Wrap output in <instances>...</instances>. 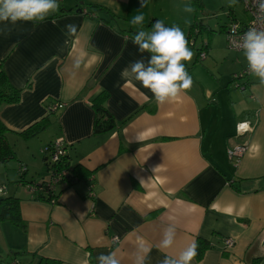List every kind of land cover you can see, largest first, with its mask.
Segmentation results:
<instances>
[{"label": "crops", "instance_id": "obj_1", "mask_svg": "<svg viewBox=\"0 0 264 264\" xmlns=\"http://www.w3.org/2000/svg\"><path fill=\"white\" fill-rule=\"evenodd\" d=\"M58 3L43 23L0 24V71L20 90L18 102L0 106L19 160L0 164V188L19 200L25 226L0 221V264H80L86 253L96 264V256L113 250L121 264H134L137 236L152 247L148 264H158L157 245L170 223L177 234L169 253L198 238L209 243L192 264H264V87L252 75L234 80L247 64L225 39L230 23L246 20L228 7L229 21L219 30L224 41L211 38L191 48L194 56L185 62L191 89L159 105L139 82L121 78L131 62L149 57L132 43L130 21L143 13L146 29L158 19L178 25L187 38L199 14L183 11L188 0H147L144 8L140 0ZM67 24L77 26L74 36L65 34ZM78 56L83 62L76 69ZM217 56L232 73L213 75L210 66L222 67ZM102 95L115 125L94 133L92 104ZM45 120L35 136L22 137ZM241 123L251 132L242 134ZM57 138L66 141L69 165L81 178L51 204L27 186L48 178L42 150ZM236 145L246 150L233 162L227 150ZM225 239L233 240L231 248Z\"/></svg>", "mask_w": 264, "mask_h": 264}, {"label": "clouds", "instance_id": "obj_2", "mask_svg": "<svg viewBox=\"0 0 264 264\" xmlns=\"http://www.w3.org/2000/svg\"><path fill=\"white\" fill-rule=\"evenodd\" d=\"M257 7V20L264 25V0H253ZM141 7L147 6V0H140ZM60 8L58 0H0V24L15 25L18 22L40 24ZM183 11H196L191 2L184 4ZM143 13L132 17L130 23L136 28L132 43L142 55L149 54L147 61L137 59L121 71V78L127 81L135 80L143 88L152 93L159 105L179 100L193 86V78L186 68L185 62H191L194 52L189 47L185 33L178 26L168 27L164 21L157 20L150 29L144 27ZM233 28L232 46L242 51L247 64V71L256 77L260 86L264 87V27H250L242 35H235ZM65 34L74 36L77 32L75 24L65 25ZM83 57L78 56L73 67L79 69ZM176 227L168 224L162 231L157 248L163 253V259L158 264H192L198 255V243L192 240L177 254L168 252L176 240ZM134 264H148L152 252L151 245L141 236L136 238ZM91 254L86 253L80 264H90ZM96 264H121L118 250L101 253L96 256Z\"/></svg>", "mask_w": 264, "mask_h": 264}, {"label": "trees", "instance_id": "obj_3", "mask_svg": "<svg viewBox=\"0 0 264 264\" xmlns=\"http://www.w3.org/2000/svg\"><path fill=\"white\" fill-rule=\"evenodd\" d=\"M188 2H191L194 5L196 9L194 14H195V17L197 18V14L200 11H202L204 8L203 1L202 0H188ZM90 8L102 9L99 6H90ZM110 19L113 20L114 16L111 15ZM157 20L158 19H152L149 22L148 27L151 28V25L154 24ZM197 31L199 34H201L202 32L208 31V30H207V27H205L204 25H202V23L198 22V20L195 19L194 23H192V25L190 26L189 35L187 37L190 48H192L190 46V41L194 37ZM19 98H20V90L17 88H14L10 84L4 71L1 70L0 71V106L4 104L16 103L19 101ZM104 99H105L104 95L99 96L93 101V104H92L94 114H95V120H94V126H93L94 133H101V132L109 131L115 125L112 116L108 113V111L103 106ZM46 125H47L46 120L38 124H34L21 135L24 138L33 137L40 130L44 129ZM8 133L9 132L7 128L0 122V164H4V165L7 164L10 160L16 159V153L14 151L13 145L8 139ZM45 148L42 150L43 154L45 152ZM65 158H66V163L64 160L62 167L69 168L68 154H66ZM43 162H44V166L46 167V169H48L45 154H44ZM20 168H25V167H20ZM70 173L72 177H74L75 180H72V182L70 181L68 187H71L74 183L79 181V179L81 178L79 170L75 167H71ZM19 174L23 175L24 173H19ZM31 184H34V182L28 183V185H31ZM65 189L66 188H60L54 192H48L47 194H44V192L39 191L37 193V198H39L40 200L46 201V202H50L51 199L56 200L58 198V195ZM0 221L9 222L20 228L25 227L20 218L18 199L14 197H5V196L0 197ZM196 241L199 247H198V255L196 256L195 260H201L204 255V252L209 248V243L199 238ZM38 264H60V263L57 261L41 259Z\"/></svg>", "mask_w": 264, "mask_h": 264}, {"label": "built area", "instance_id": "obj_4", "mask_svg": "<svg viewBox=\"0 0 264 264\" xmlns=\"http://www.w3.org/2000/svg\"><path fill=\"white\" fill-rule=\"evenodd\" d=\"M244 12L247 15V19L244 23H239L236 21H233L230 23L225 32V39H226V45L227 48L235 53L242 52L240 50L235 49L232 44L231 40L233 38V28L237 25L239 26L236 28L235 35L238 37L239 35H242L245 31L248 30L250 27H264L258 20V11L255 3L253 0H241ZM206 57V51L201 50L199 52V58L204 59ZM250 74L247 71V67L240 72V74H235L233 76L234 80H237L242 77H248ZM55 109L54 106H51L49 111L52 112ZM252 126L248 123H241L239 124V131L242 134L251 132ZM68 150V145L66 141L63 138H57L54 140L49 146L45 148V156H46V163L48 169H46V172L48 174V178L45 180H42L41 182L34 183L31 185H28V191L32 194H37L39 191L44 192V194H47L48 192H54L60 188H67L69 186V182L72 180H75L74 177H72L70 173L71 166L68 167H62V164L66 163V154ZM246 146L236 145L231 149L227 150L228 158L233 161L237 162L238 158L245 152ZM19 173H25L26 168H19ZM74 182V181H73ZM4 188H0V196H4ZM56 202L55 199H51L49 203L54 204ZM113 243H117L118 240L116 237H113ZM234 242L231 239H225L224 245L226 248H231L233 246Z\"/></svg>", "mask_w": 264, "mask_h": 264}, {"label": "rangeland", "instance_id": "obj_5", "mask_svg": "<svg viewBox=\"0 0 264 264\" xmlns=\"http://www.w3.org/2000/svg\"><path fill=\"white\" fill-rule=\"evenodd\" d=\"M63 3L66 4L64 1ZM78 5L81 4V0H77ZM205 4V7L203 8L202 11L199 12L198 14V22L204 24H208L209 29L208 31H204L201 34H199L196 38V44H201L203 42H208V40H218L219 38L221 41H224L222 37H220V27L224 26V23H227L229 19L226 17V13L228 7L234 12H235V17L239 21H245L247 19V15L245 14L243 10V5L240 0H205L203 3ZM62 5V3L60 4ZM201 18V19H200ZM205 26V25H204ZM209 30H212L213 32H209ZM210 38V39H209ZM233 55V54H231ZM234 56V55H233ZM217 62L219 63L218 65H222V67L218 66V69H213L212 66L209 68L213 71V75H218V73L222 74H230L232 73V69H228L227 66L229 64L224 65L223 60H221V56H217L215 58ZM236 91V90H234ZM15 153H17V150H14ZM19 160L17 159V154H16V159L15 160H10L7 164V166L15 165L17 164ZM44 164V163H43ZM29 173L32 171L33 168L29 167Z\"/></svg>", "mask_w": 264, "mask_h": 264}, {"label": "water", "instance_id": "obj_6", "mask_svg": "<svg viewBox=\"0 0 264 264\" xmlns=\"http://www.w3.org/2000/svg\"><path fill=\"white\" fill-rule=\"evenodd\" d=\"M199 35V33H198V31L195 33V35H194V37L191 39V41H190V46L191 47H194V45H195V41H196V38H197V36Z\"/></svg>", "mask_w": 264, "mask_h": 264}]
</instances>
